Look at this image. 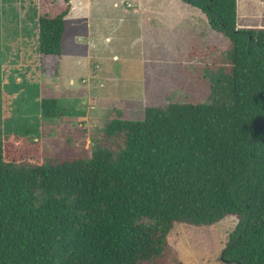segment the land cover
<instances>
[{
    "label": "trees",
    "instance_id": "obj_1",
    "mask_svg": "<svg viewBox=\"0 0 264 264\" xmlns=\"http://www.w3.org/2000/svg\"><path fill=\"white\" fill-rule=\"evenodd\" d=\"M180 1L228 40L226 88L209 102L116 110L101 128L106 140L125 139L116 150L26 167L40 144L0 141V264H168L176 224L229 216L220 259L264 264V20L239 28L237 0ZM33 3L39 70L54 75L70 0ZM40 105L45 118L61 115L56 98Z\"/></svg>",
    "mask_w": 264,
    "mask_h": 264
},
{
    "label": "rangeland",
    "instance_id": "obj_2",
    "mask_svg": "<svg viewBox=\"0 0 264 264\" xmlns=\"http://www.w3.org/2000/svg\"><path fill=\"white\" fill-rule=\"evenodd\" d=\"M33 2L0 0V141H37L41 158L26 167L123 148L124 138L106 140L101 132L116 110L209 102L226 88L228 40L180 0H78L71 11L78 20L65 19L58 71L44 75L24 52L32 41L25 31L37 20ZM263 17L264 0H237L239 28L261 27ZM44 98L59 101V117L42 116ZM235 225L230 216L211 227L176 224L166 262L226 264L220 255Z\"/></svg>",
    "mask_w": 264,
    "mask_h": 264
},
{
    "label": "crops",
    "instance_id": "obj_3",
    "mask_svg": "<svg viewBox=\"0 0 264 264\" xmlns=\"http://www.w3.org/2000/svg\"><path fill=\"white\" fill-rule=\"evenodd\" d=\"M182 2V1H181ZM78 3H80V2H78V0H70V5H71V8H70V12L68 13V15L65 17V19H68V18H72V19H74L75 21H77L78 20V11H76V12H74L73 13V16H71V11H72V9L73 8H77V10H78ZM115 5H118V3L117 2H115ZM33 20V19H32ZM31 21L29 20V23H30ZM32 28L31 29H29V30H26L25 31V37H26V35H28V36H33L34 38H33V40H32V43L30 44V46H28L27 45V48L24 50V52L26 51L27 53H26V56H27V58L26 59H28V62H32L33 63V65H34V70H39L37 67H38V61H37V57H36V49L33 47V43H35L34 42V40H35V36H36V32H37V28H38V22H37V20L36 19H34L33 20V23H32ZM62 54V53H61ZM61 56H64V54H62ZM61 58V57H60ZM42 79H39V83H40V81H41ZM41 84V83H40ZM41 86V85H40Z\"/></svg>",
    "mask_w": 264,
    "mask_h": 264
}]
</instances>
